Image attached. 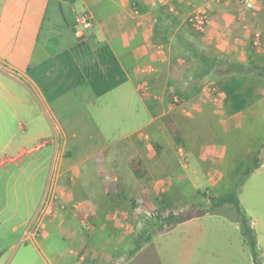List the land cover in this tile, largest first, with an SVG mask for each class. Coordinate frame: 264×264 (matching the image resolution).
Wrapping results in <instances>:
<instances>
[{
  "label": "crops",
  "instance_id": "crops-1",
  "mask_svg": "<svg viewBox=\"0 0 264 264\" xmlns=\"http://www.w3.org/2000/svg\"><path fill=\"white\" fill-rule=\"evenodd\" d=\"M252 1H211L198 32L186 19L202 0H0V153L14 150L0 154V195L11 178L13 195L30 182L13 228L26 225L43 261L235 264L226 222L156 231L150 218L221 182L230 133L264 121V0ZM231 76L252 91L235 113L221 88Z\"/></svg>",
  "mask_w": 264,
  "mask_h": 264
},
{
  "label": "rangeland",
  "instance_id": "rangeland-1",
  "mask_svg": "<svg viewBox=\"0 0 264 264\" xmlns=\"http://www.w3.org/2000/svg\"><path fill=\"white\" fill-rule=\"evenodd\" d=\"M230 136L234 138L235 143L230 148L231 153L235 155V162L232 165L230 173L225 175V177H222L221 182L219 183H216L215 181H209L207 184L206 182L205 185H208L210 188H204L203 190L196 192L194 195L191 194L185 198H180L182 200L181 203L173 206V209L178 210V207L187 205L188 203L196 201L197 199L205 200L202 194L203 192L206 194H220L233 188L235 183L242 179V174L239 171L241 170L240 167L242 163L247 159L249 154L260 148L259 155L261 165L246 178H244L243 183L238 189V196L241 207L245 210L246 214L252 221L258 240L257 248L259 251V258L261 263L264 264V121L260 122V124L258 123V125L253 129L251 128V130L237 128L235 131L230 133ZM37 143L38 142H36V144ZM252 143H254L255 149L247 151V148ZM262 144L263 147H260ZM12 151L14 150L1 152V157H3L5 154L8 156ZM36 154V152L33 154H26L23 159L28 160L29 157L35 156ZM18 162L22 163L21 160H18ZM7 167L9 170H14L15 168L12 162H7ZM3 172L4 168L0 167V177L2 176ZM5 174L6 175L2 179L3 183H5V181L8 179L10 172ZM13 179L15 178H11L8 183L9 194L7 198H2L0 195V208L2 207L3 201L5 200L8 207V211L0 212V264H53L47 256V253H41L44 254V259L47 261L45 262L34 250L31 241L26 237V225H18L17 229L13 228L14 225H17L24 218L25 209L23 207L25 204V190H23V186L27 185L26 190L27 193L30 194V191L28 192V189L30 188L28 184H30V182L24 181L26 179V176L24 175L19 178L20 181L17 185L18 193L13 195ZM198 183L203 184V181ZM37 188L38 187L34 188L35 197L37 195ZM175 199L176 198L174 197L173 201H175ZM15 206H17V208H22V212L14 213V208L16 209ZM155 216L150 219L154 220ZM194 220L201 222H226L228 224L225 229L226 239H228L230 243L232 240L235 242V264H253L249 248L242 235V231L238 222L217 214L199 215V217L195 218Z\"/></svg>",
  "mask_w": 264,
  "mask_h": 264
},
{
  "label": "trees",
  "instance_id": "trees-1",
  "mask_svg": "<svg viewBox=\"0 0 264 264\" xmlns=\"http://www.w3.org/2000/svg\"><path fill=\"white\" fill-rule=\"evenodd\" d=\"M235 65L236 68H240L241 72L243 71V66H239L238 63ZM256 70L257 74L264 78V69L256 68ZM221 88L226 94L225 102L229 112H239L250 103L252 91H243L242 81L238 77H229L228 80L221 84ZM166 127L173 137L178 140L179 134L175 127L169 122H166ZM260 147H263V144ZM259 154L260 148L248 155L247 159L240 167L241 170H239L242 174V179L235 183L234 187L230 190L220 194H206L203 192L202 194L205 200L193 201L182 210H169L163 213H157L155 216V221L157 222L156 231H167L176 224L199 215H222L227 219L238 222L242 235L249 248L253 263L262 264L259 258L257 237L252 221L241 207L238 196V189L243 183L244 178L261 165Z\"/></svg>",
  "mask_w": 264,
  "mask_h": 264
},
{
  "label": "built area",
  "instance_id": "built-area-1",
  "mask_svg": "<svg viewBox=\"0 0 264 264\" xmlns=\"http://www.w3.org/2000/svg\"><path fill=\"white\" fill-rule=\"evenodd\" d=\"M211 1H226V0H202L201 4L196 5L188 14L187 16V23L189 26L198 31V32H204L208 19H209V13L207 10L206 5L210 3ZM245 4L246 7H252L253 1L252 0H239ZM264 9V6H263ZM79 25L82 28H88L92 24L91 17L88 13L81 14L77 19ZM252 41L255 46L259 45L261 42V36L259 32H254L252 36ZM173 102H178L179 96L176 93H173L172 95Z\"/></svg>",
  "mask_w": 264,
  "mask_h": 264
}]
</instances>
